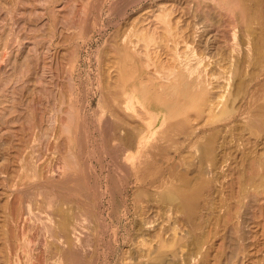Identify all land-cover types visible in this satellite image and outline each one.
I'll return each mask as SVG.
<instances>
[{"label": "rangeland", "instance_id": "374dc122", "mask_svg": "<svg viewBox=\"0 0 264 264\" xmlns=\"http://www.w3.org/2000/svg\"><path fill=\"white\" fill-rule=\"evenodd\" d=\"M109 1L112 2L113 4L110 3ZM123 1L125 0H121V1L118 0V2L117 0L116 2L115 0L101 1L103 3L101 6V10H99L100 12L91 13V8H90L91 0H0V41H1L0 47L2 41L6 39L8 41L7 42L5 40L7 42V45L9 44L8 45L9 53H11L10 55L11 57H9L10 62L9 61L6 62L5 72L3 71L5 74L2 72L0 75V78L2 80L0 81L2 82L0 84V93L2 94L4 93L3 96L5 95L3 97L0 94L1 95L0 108L2 109V110L0 109L1 111L0 115L2 113L5 114V115L3 114L5 116L4 118L2 115H1L2 118L0 117L2 119V121H0L1 122L0 125L5 124L0 126V128L3 127L2 130L0 129L1 131L0 134H2L0 135V137L2 136L0 138V234H1L0 264H3L4 259L2 258H5L6 256H9L11 260L13 259V261H11L12 264H19V263L20 264H24V263L25 264H57L59 260L58 257L60 254H58L59 252L56 251L58 249L56 247L57 245L54 244V241L56 243V240L49 239L51 236L49 235L48 232H47L48 234L46 233V230L43 228V226L45 222L47 223L51 219H53L57 223L58 220L60 221L61 215H66L67 217L69 216L68 217L69 220H73L71 222H75V224L73 223V226L71 225L72 226L71 229L69 228L70 231L68 229L66 230L67 236L68 233L70 234L72 233L71 235H69L71 236L70 239L75 240V238H73L75 237V235L74 236L72 235L73 233L76 234V231L78 232L81 231L79 228L81 224L83 228L85 225L86 227L88 226V224L91 225L92 234L88 235V237L94 243L97 242L94 248V250L97 252H94L93 254L88 253L86 255V261L88 262L94 261L95 263L97 262L98 264H104V263L107 264L104 261V258H106V256L107 257L110 256L109 255L111 252L110 250H112L114 245V231L117 225H120L121 228L118 233V235L121 238L123 236L129 237L134 230L135 215L133 214L134 212L132 207V202L134 200L132 189L129 190L128 195L125 194L124 196L117 188L116 190H114L115 193L114 202L112 204L108 203L109 201L107 199V196L105 197L99 196V191L101 188L100 186L104 185V181L102 180L103 179L102 177L104 176L103 175L104 173L106 174V169L105 168L101 169L100 163L98 161L97 164L96 162L97 156H95V154L93 153L92 155L90 154L91 156L89 158H87L86 156L88 154L87 152L89 148L91 149V147L93 146L92 149L98 152L101 145V140L99 138L100 134L95 130L93 123H95L97 121L96 119L99 117L101 118V121L104 120L105 117H107V115L104 113L106 109L102 104V102H100L101 101L99 95L100 90L97 89L99 86L98 84L101 80L100 74L103 70V67L105 68L106 65L104 60L98 59L99 49L102 47L105 41L109 42L112 40V38L116 34L115 31L118 25L122 27L123 29L122 32L129 31L127 26L130 22H128L125 25V19L131 20L136 15V12L140 8V4L137 5L129 4L125 8V6L123 5ZM185 1L188 2L187 3L188 8L186 5L185 7L184 5L182 7L181 4V9L189 10L191 7L192 10L190 9L188 11L191 12L189 16H191V14H200V13H204V15L206 16L207 13L209 12L212 13L213 12L212 10L215 9V7H213L212 5H207V7L202 5L205 8L202 10V6H196V0L195 1L185 0ZM258 2H259V7H261L259 9L261 10H260V14H258L257 16V19L258 17L260 18L261 15L262 18L260 20L257 19L255 20L252 29L256 30L257 28V31H254L256 33L253 32L252 35L250 34V37L252 38L255 37L254 39L257 40L254 42L255 43L257 42L256 47L257 46L258 47L256 51L258 55L255 51L254 54L255 56H253L254 58L253 63L252 65L250 64V66L248 67V70H251V72L249 71L248 72L249 74L245 78L246 81L244 88L240 89L237 93V95L240 93L237 96V103H236V105L238 104L237 111L240 112L234 113L235 115L231 114L232 116L224 115L221 117L219 115L218 116L214 115L212 116L214 118L212 117L208 118L205 121L204 125L201 127V131L198 134V135L201 134V136L202 135L206 136L211 132V130L212 131L218 130L219 134L222 132L220 136L222 135L221 137L223 138V140L219 136L217 140L220 141L217 142L218 145H216L215 148L216 152L215 150H213L211 153L207 155L206 158L207 160L204 166L199 167L195 165L198 169L194 167L193 168L194 170L190 172V174H188V176L191 177L192 179L191 184L194 185V187L201 189L199 198L197 199L198 207L196 208V211L194 213L195 226L194 225L192 226L194 227V229H192V235L194 236V238H196L197 235L199 236L201 234L203 236L202 241L203 242L205 241V243L202 245L200 249H198L196 246H194L195 249L193 247L194 249L193 251L196 250L195 251L196 253L193 252L195 256L193 254L192 255L193 257L198 256V259L197 258L196 259L194 258L195 260L192 259L191 264H264V71H263L264 54H262V52L264 53L263 50L264 49L263 47L264 46V30H263L264 10H262V8L264 9L263 7L264 1L258 0ZM107 4L111 6L109 5L107 6ZM85 5L87 6V8L85 7ZM116 5L117 7L115 8ZM222 11L225 12V10ZM226 12H225L226 15L230 14L227 10ZM116 13L117 14L121 13L123 15L121 14L117 15ZM93 22L96 24H94ZM114 22L116 23L114 24ZM112 24H114L115 27L114 25L111 26ZM61 28L63 29V31ZM66 28L68 29L66 30ZM99 28H101V30ZM258 28L259 29L262 28L263 35H259L261 29L259 30ZM241 33H244V31H242ZM58 34H60V36ZM255 34L257 36H255ZM241 37L244 38V36ZM261 38L263 42L261 41ZM40 39L43 40L44 43L39 41ZM33 42L39 45L35 44L36 45L35 47ZM32 47L33 49H31ZM44 47L48 49H45ZM260 48H262L263 50L262 52H259V50L261 51ZM39 49H41L40 52ZM10 50L12 52H10ZM33 50L34 52L37 53L34 54ZM44 52L46 53V55L44 54L45 57L43 55ZM259 54L261 55V57L259 56ZM255 60H259V61L256 62ZM45 62L46 63L48 62L47 64L50 65V68ZM94 72L97 73L95 74ZM42 73H44L43 76ZM3 75L4 76L7 75L5 79L3 78L4 80L2 79V77H4ZM5 83L6 85H4ZM54 84L55 85L59 84V85L54 87ZM60 86L62 89L61 88L59 89ZM69 86L71 88H68ZM253 86L255 87V89ZM56 87L57 89H55ZM3 88H5L6 90L5 89L3 90ZM67 94L70 98V101L68 100ZM69 94L73 96L70 97ZM76 100L79 103H77ZM53 102L56 104H54ZM68 106L72 108L73 112L71 110L66 112ZM70 107L69 109H71ZM46 111L47 112L49 111L51 114H54L55 116L51 114L49 115V112L47 113ZM46 113L49 116H51L49 117L51 118L50 119L51 123H47L49 122L48 121L49 118H47L48 115H46ZM95 113L97 114V116L93 115ZM52 116L54 117L52 118ZM84 120H86L87 123H85ZM209 121L210 123L212 122V124H210ZM54 122L57 124H55ZM30 124L31 125L33 124L32 126L33 128L30 126ZM51 124L52 127L50 126ZM64 124L67 127H62L64 126ZM6 125L9 126V128ZM48 125L50 126L49 128ZM45 126L47 128H45ZM43 128L47 130L48 133ZM63 128L69 129V132H67L66 130L68 135H66L67 133L64 132ZM7 129L8 132L6 133L3 132L4 130L7 131ZM2 132L5 134H3ZM86 132L88 134H86ZM97 133L99 135H97ZM9 134L12 136H10ZM5 136L6 137L9 136L11 139L5 138ZM203 136L201 138L198 137L199 138L198 141L201 142L200 144H202L203 140L205 139L204 138L205 136L204 137ZM24 137H26L28 142H26V139H24ZM23 139H24V143L22 141ZM47 142H48V147H47ZM50 142L53 144H51ZM21 144L22 146L24 145L23 146L24 150L22 149ZM95 145L97 146V148H95L96 147ZM16 147H18V149ZM21 149L22 152L19 153ZM68 150L69 152H67ZM77 150H79L81 154ZM93 150H91V152H93ZM25 151L27 152L26 156L29 157L27 158L28 171H27V180H26L29 186L28 187L29 195L27 197V200L29 201L23 203V201L20 198L21 195L19 189L17 188L19 184L18 181H20L19 178L20 166H18V164H20L21 158L19 156L20 155L22 156V153ZM182 151L186 152L187 148ZM196 152L199 153L198 151ZM170 155L168 156L170 157ZM157 156L159 157V155ZM72 157L74 160L72 159ZM92 159L94 160L92 161ZM16 160L19 161L17 162ZM162 160L165 161L166 158L165 159L162 158ZM219 161L221 163H219ZM53 162H58L59 164ZM60 163L61 165H63L62 168ZM89 163H91L92 166ZM106 163L107 161L105 159L104 164ZM53 164L55 165L53 166ZM180 164L182 166L181 168H180ZM182 164L183 163H181L180 161L178 162L177 165L179 167V168L177 167L178 170L180 169L182 171L185 170L186 165L183 164L184 165L183 166ZM106 166L109 167V165ZM55 167L58 170L61 168V170L63 169V171L61 172V170H59L58 172H60V174H56L58 172L55 169ZM92 167H94V169ZM47 168L49 171H47ZM100 169L102 170V172H100L101 171ZM85 170H87L88 172ZM46 172L48 173L47 176H45ZM49 172H51V174ZM52 172L54 174L53 176H52ZM72 172L75 173L73 174ZM65 174L66 175L68 174V176H70L68 179L69 181L66 183H62L61 177ZM7 175L8 177L11 178H7L6 177ZM84 176L87 177L85 178V180H84ZM213 179H215L214 180L215 182L212 181ZM13 180H15L16 184L12 185L15 188L12 189L13 190L12 192L10 185L11 183L14 182ZM8 182L10 185L8 184ZM199 185H201V187ZM203 187L204 189L206 187L205 192H203L204 190ZM90 188L91 189L93 188L94 190L93 193ZM43 190H45L47 193L49 191L48 194H51L52 192L51 200L48 201L47 198L48 194L45 195L46 193H44ZM17 193H19V195ZM53 193L55 194V196ZM75 194H79V198H80L79 202H77V200L75 199L74 197ZM67 196H70L71 198L70 199L66 198L65 200L66 203H65L64 199ZM53 197H56L54 198L55 200L53 199ZM129 197H131V199ZM206 197L208 198V200H206L207 199ZM6 198H9V200ZM87 198H89V200ZM124 198H125V207L128 209V211H126L125 209V215H123ZM209 201H210V205H209ZM212 201L214 202L212 203ZM17 202H19L20 204L18 205ZM47 202H51V203H47ZM211 204H213L214 206ZM24 205L26 206L24 207ZM208 205L211 208L208 207ZM63 206L66 207L64 208ZM199 206L201 207V209ZM59 209L64 210L60 212L61 215H59L60 213H58ZM20 212H25V213L20 214ZM214 213L215 214L217 213L218 216L215 215ZM86 214L88 216H86ZM97 214H100V218L98 217V219H97ZM202 215L203 216L207 215L208 218L210 216L211 217L214 216V217L213 218L210 217L208 219L207 217L205 216L203 217ZM14 216L15 218H13ZM36 216L39 218H37ZM74 216L76 219L74 218ZM81 219L83 220L82 222ZM99 219L100 221L101 219H103L104 221L102 220L100 222ZM84 220H86L87 222L83 226ZM54 221L51 220L52 223ZM78 221H80L81 223L77 224ZM55 222L53 223V225H55L54 227L55 229H57L59 223H57L58 224L57 225ZM68 222L70 223V221ZM94 222L97 224H95ZM104 223L105 224L107 223L105 225L106 228L103 225ZM209 224L212 227V229L209 227ZM68 227H70L69 224ZM102 227L107 230L105 231V229H103ZM72 229H75V232ZM212 230H213V234H212ZM20 232L22 234H20ZM66 234L64 233V235ZM80 234L86 236L81 232ZM96 234H98V236ZM23 235L24 237H22ZM97 237L102 238L103 241L98 239ZM70 239L68 238V240ZM24 240L26 241V244ZM52 243L55 246L52 245ZM126 244L127 242H125V245ZM97 253H99V255ZM117 255H114L111 259L110 257L108 258L110 259L109 260L110 264H115V261L119 256ZM18 256L20 258H18ZM193 261H197V262L194 263ZM117 264H119V262H117Z\"/></svg>", "mask_w": 264, "mask_h": 264}, {"label": "bare ground", "instance_id": "6f19581e", "mask_svg": "<svg viewBox=\"0 0 264 264\" xmlns=\"http://www.w3.org/2000/svg\"><path fill=\"white\" fill-rule=\"evenodd\" d=\"M101 1H105V0H91V5H90L91 6L90 7L91 13L92 12H94V13L100 12L99 10H101V6L103 3ZM190 1H193V0H190ZM115 2H116V0H115ZM117 2H118V0H117ZM86 3H87V1H86ZM110 3H112V2H110ZM179 3H180V5H179ZM187 3L188 2L185 0H183V2H182V0H154V1H152V0L151 1L150 0H125V1H123V5L125 6V8L129 4H132V5L140 4V8L136 12V15L131 20L125 19V25L128 22H130L127 26L129 31L122 32V30H123L122 27H120L118 25L116 27L115 36L112 38L111 41H109V42L105 41V43H103L102 47L99 49V52H98V55H99L98 59L104 60L106 63L105 68L103 67V70L100 74L101 80L98 84L99 86L97 89L100 90L99 91L100 100H101L100 102H102V104L104 105V107L106 109L105 112L103 109V112L107 115V117H105V119L102 121H101V118L99 117L96 119L97 120L96 122L94 121L95 123L92 122L94 124L95 130L100 134L99 135L97 133V135H99V138L101 140V145L99 144L100 145L99 151L97 152V151L93 150L92 149L93 146H92L91 149L90 148L88 149V152H87L88 154L87 153H85V154H87L86 155L87 158H89L92 155V153L95 154V156H97L96 162L98 161L100 163L101 169L102 168L106 169V174L104 173L103 174L104 176L102 175L103 176L102 180L104 181V185L100 186L101 187L100 191H99L100 197L107 196V199L109 202L107 200L106 201L108 203L112 204L114 202V196H115L114 190H116L117 188L120 190L121 194L124 196H125V194L128 195L129 190L132 189V193L134 195L132 207H133V212H134L133 214L135 215V218H134L135 219V225H134V230H133L132 234H130L129 237L123 236L121 238L118 235L119 230L121 229L120 225H117L115 228V231H114V245H113L112 250H110L111 252L109 251L110 252L109 257L111 259L114 255H117V254L119 255V256L117 255L118 256L117 260L114 258L116 260V261L114 260L115 264H117V262H119V264H191L192 259L193 260H195L196 258L198 259V256L193 257V255H194L193 252L196 251V250L193 251L195 249L194 246H196L198 249H200L202 247V245L205 243V241L204 242L202 241L203 236L201 234L199 236L197 235L196 238H194V236L192 235V229H194V227H192L194 225V213L196 211V208L198 207L197 199L199 198V194L201 192V189L194 187V185L191 184L192 179H191V177L188 176V174H190V172H192L194 170L193 169L194 167L197 168L195 165H197L199 167L204 166V164L206 163V160H207L206 159L207 155L209 153H211L213 150H215L216 145H218L217 142L220 141V140L218 141L217 139L219 138L220 134L222 133L221 130H220L221 133L219 134L218 130L213 129L215 131L211 130V132L209 134H207L206 136L204 135L205 137L202 135L205 139L203 140V143L200 144L201 142L198 140L202 136H201V134L200 135H198V134L201 131V127L204 125L205 121L214 115H217V116L219 115L222 117L224 115H231V114L233 115L234 113L240 112V111H237V108H238L237 105L238 104L236 105L237 96L240 93L238 95H237V93L240 89H243L245 86V81H246L245 78L249 74L248 72L249 71L251 72V70H248V67L250 66V64L252 65L253 59H254L253 56H255L254 54H255V51L258 47V46L256 47L257 42L256 43L254 42L257 40L254 39L255 37L254 38L250 37V34L252 35V33L254 31H257V28H256V30H253L252 28H253V23H255V20L257 19L258 14H260L261 9H259V8H261V7H259L258 0H196V6H202L203 5V6L207 7V5H212L213 7H215V9L212 10L213 11L212 13H210V12L207 13L206 16L204 15V13H200V14H191V16H192L191 17V16H189L191 12H188L191 9V7L189 10L181 9V4H182V7H183V5H184V7L186 5L188 8ZM109 4H107V6ZM109 6H111V5H109ZM119 6H120V4H119ZM203 6H202V10L205 9ZM85 7L87 8L86 5H85ZM116 7H117V5L115 6V8ZM210 10H211V8H210ZM222 10H225V12L227 10L230 14L226 15L227 12L225 14V12H223ZM262 10H264V9L262 8ZM85 11H87V10H85ZM194 11H192V12H194ZM94 13H93V15H94ZM119 14H121V13H119ZM119 14H117V15H119ZM109 15H110V13H109ZM121 15H123V14H121ZM112 16H114V15H112ZM84 17H85V15H84ZM261 18H262V15L260 18L258 17L257 20H260ZM112 19H113V17H112ZM115 23L116 22H114V24ZM94 24H96V23H94ZM114 24H112L111 26H113ZM260 25H261V23H260ZM114 27H115V25H114ZM68 28H66V30ZM92 29H94V28H92ZM99 29L101 30V28H99ZM125 29H126V27H125ZM260 29H261V31H260L259 35H263L262 28H260ZM120 30H121V33H120ZM62 31H63V29H62ZM242 31H244V33H241ZM254 33H256V32H254ZM58 35L60 36V34H58ZM241 36H244V38ZM255 36H257V35L255 34ZM63 37H65V36H63ZM5 40L2 41V44L0 47V75L3 71L5 72L6 62L9 61V59H10L9 57H11L10 56L11 53H9V50H8L9 44L7 45L8 41L6 40L7 41L6 42ZM39 41L43 42V40H41V39ZM50 41H51V39H50ZM261 41H262V38H261ZM33 43H34V45L37 44L35 42H33ZM54 43H56V42H54ZM37 45H39V44H37ZM33 47L31 49H33ZM35 47H36V45H35ZM44 48L48 49L46 47H44ZM9 49H10V46H9ZM260 49H261V51L259 50V52H262L264 50V49L262 50V48H260ZM40 50L41 49H39V52H40ZM10 52H12V51L10 50ZM33 52H34V50H33ZM35 53H37V52H34V54ZM256 53H257V51H256ZM8 54H9V56H8ZM44 54L46 55L45 52L43 53V55ZM262 54H264V53L262 52ZM45 55H44V57H45ZM257 55H258V53H257ZM34 56H37V55H34ZM259 56L261 57L260 54H259ZM255 59H256V57H255ZM255 61L257 62L259 60H255ZM7 65H8V63H7ZM47 65H45V66H47ZM73 65H74V63H73ZM48 66L50 68V65H48ZM65 68H66V66H65ZM71 69H70V71H71ZM97 70H98V68H97ZM6 72H8V71H6ZM256 73H258V72H256ZM43 74L44 73H42V76H43ZM6 76L2 77V79L3 78L5 79ZM0 81H2L1 78H0ZM1 83L2 82H0V84ZM66 84H68V83H66ZM4 85H6V83ZM57 85H59V84H57ZM57 85L54 84V87ZM61 86H64V85H61ZM61 86L59 87V89L61 88ZM255 87H254V89H255ZM68 88H71V87L69 86ZM4 89L5 88H3V90ZM55 89H57V87ZM95 91H97V90H95ZM0 94L3 96L4 93L3 94L0 93ZM67 96H68V94H67ZM72 96L70 95V97H72ZM68 100L70 101L69 96H68ZM76 102H77V100H76ZM77 103H79V102H77ZM54 104H56V103H54ZM68 104H69V102H68ZM59 106H61V105H59ZM69 107L70 106L67 107L68 109L66 112H68L69 110L72 111V108L70 107L71 109H69ZM77 112H79V111H77ZM0 113H1V111H0ZM47 113H46V115H48ZM3 114L4 113H2L1 115L4 118L5 114L4 115ZM50 114L51 113L49 112V115ZM1 115H0V117H1ZM49 115H48V117L47 116L46 117L47 118L51 117ZM51 115H54V114H51ZM93 115L97 116L96 113ZM54 116H52V118ZM56 117H57V115H56ZM1 118H0V121H2ZM47 118H46V121H47ZM212 118H214V117H212ZM50 119L51 118H49V120H48L49 122H47V123H51ZM84 122L87 123L86 120H84ZM209 123H210V121H209ZM55 124H57V123H55ZM210 124H212V122ZM241 124H243V123H241ZM2 125H5V124H2ZM2 125H0V126H2ZM30 126L32 127L33 124L32 125L30 124ZM50 126L52 127V124ZM50 126L48 125V128ZM7 127L9 128V126H7ZM62 127H67V126H65V124H64V126H62ZM2 128H0V129L2 130ZM45 128H47V127L45 126ZM5 130L3 132H5V133L8 132V129H7V131H5ZM66 130H67V132H69V129L67 128V129H64L65 133H67ZM45 131H47V130H45ZM87 131H88V129H87ZM203 131H204V129H203ZM52 132H53V130H52ZM5 133H3V134H5ZM47 133H48V131H47ZM86 134H88V133L86 132ZM0 135H2V134H0ZM66 135H68V133ZM10 136H12V135H10ZM45 136H47V135H45ZM59 136H60V134H59ZM59 136H58V139H59ZM199 136H201V137H199ZM26 137H24V139H26ZM5 138L11 139L9 136H7V137L5 136ZM46 138H45V141H46ZM54 138H56V137H54ZM64 138H66V137H64ZM237 138H238V135H237ZM24 139L22 140L23 143H24ZM4 140H6V139H4ZM222 140H223V138H222ZM26 142H28L27 139H26ZM59 142H60V140H59ZM231 142H232V140H231ZM1 144H3V143H1ZM51 144H53V143H51ZM55 144H57V143H55ZM21 146H22V144H21ZM23 146H22V149H23ZM50 146H52V145H50ZM53 146H55V145H53ZM42 147H43V145H42ZM47 147H48V142H47ZM16 148L18 149V147H16ZM95 148H97V146ZM186 148H187V151L183 152L182 150H184ZM22 149H21V151H19V153L22 152ZM62 150H63V148H62ZM79 150H77V151L80 152ZM91 150H93V152H91ZM14 151H16V150H14ZM51 151H53V150H51ZM54 151H56V150H54ZM196 151H198L199 153H197ZM25 152L22 153V156L21 155L19 156L21 158L20 164H18V166H20V175H19L20 181H18V183H19L18 188L16 187L17 189H19V192L21 195L20 198L23 201V203L26 201H29V200H27V197L29 195L28 194V187L29 186H28L27 181H26L27 180V171H28V160H27V158H29V157L26 156L27 152L26 153ZM67 152H69V150ZM215 152H216V150H215ZM13 153H15V152H13ZM80 154H81V152H80ZM50 155H51V153H50ZM157 155H159V157ZM168 155H170V157ZM213 155H214V153H213ZM93 157H94V155H93ZM162 158L163 159L166 158V160L163 161ZM224 158H226V157H224ZM51 159H52V157H51ZM72 159H73V157H72ZM94 159H92V161ZM105 159L107 161L106 164H104ZM179 161L181 163H183L184 165H186L185 170L182 171L180 169L181 170L180 171L177 169V167H178L177 165H178ZM98 162H97V164H98ZM164 162H165V164H164ZM211 162H212V160H211ZM53 163L57 164L58 162H53ZM61 163H60V165H61ZM219 163H221V162L219 161ZM50 164H51V162H50ZM89 164L91 165V163H89ZM48 165H49V163H48ZM54 165L55 164H53V166ZM90 165H88V166H90ZM106 165H109V167ZM50 167H52V166H50ZM62 167H63V165H61V168ZM74 167H76V166H74ZM94 167H92V168L94 169ZM181 167L182 166L180 164V168ZM48 168H49V166H48ZM48 168H47V171H49ZM61 168L59 170H61ZM76 168H78V167H76ZM55 169H56V167H55ZM53 170H54V168H53ZM56 170H57V172L59 171L58 169H56ZM62 171H63V169L61 170V172ZM85 171H87V170H85ZM9 172H11V171H9ZM100 172H102V170ZM49 173L51 174V172H49ZM89 173H90V171H89ZM47 174L48 173L46 172L45 176H47ZM50 174H49V176H50ZM56 174H60V172H58ZM53 175L54 174L52 172V176ZM6 177L11 178V177H8V175ZM69 177L70 176H68V174L63 175L61 177L62 183L68 182ZM85 178H87V177L84 176V180H85ZM100 180H101V178H100ZM214 180L215 179H213L212 181L215 182ZM13 181L14 182L11 183V185L8 182V184L11 186V190L15 189L12 185H15L16 183H15V180H13ZM119 181H120V183H119ZM10 182H12V181H10ZM199 186L201 187V185H199ZM211 187H212V185H211ZM86 188H87V186H86ZM203 189H204V187H203ZM205 189H206V187H205ZM205 189L203 190V192H205ZM55 190H57V189H55ZM216 190H217V188H216ZM91 191L93 193V191H94L93 188L91 189ZM12 192H13V190H12ZM43 192L46 193L45 195H47L49 193V191L47 193L45 190H43ZM217 192H218V190H217ZM17 194L19 195V193H17ZM51 195H52V192H51V194L47 195L48 201L52 199ZM97 195H98V193H97ZM54 196H55V194H54ZM74 197L77 200V202H79V199H80L79 194H75ZM94 197H95V195H94ZM119 197H121V196H119ZM131 197H129V198L131 199ZM54 198H56V197H53V199ZM66 198L70 199L71 197L70 196L65 197L64 201L66 200ZM6 199L9 200V198H6ZM87 199L89 200V198H87ZM99 199H101V198H99ZM201 200H203V199H201ZM206 200H208V198ZM68 201H70V200H68ZM213 202L214 201H212V203ZM17 203H18V205L20 204L19 202H17ZM47 203H51V202H47ZM65 203H66V201H65ZM123 203H124L123 215H125V209H126V211H128V209L125 207V198H124ZM95 204H96V201H95ZM26 205H24V207ZM209 205H210V201H209ZM209 205H208V207H210ZM211 205H213V204H211ZM8 207H9V205H8ZM63 209L62 210L59 209L58 213L64 211ZM200 209H201V207H200ZM13 210H15V209H13ZM218 211H219V209H218ZM201 212H203V211H201ZM210 212H212V211H210ZM21 213L23 214L25 212H20V214ZM59 215H61V213ZM77 215H80V214H77ZM200 215H201V213H200ZM208 215H210V214H208ZM215 215L218 216L217 213ZM15 216H16V214H15ZM15 216L13 218H15ZM86 216H88V215L86 214ZM204 216L207 217V215H204ZM60 217H61L60 221L58 220V222H57V223H59V225L53 219H51L52 221H54L58 225V226L56 225L58 227V228L56 227L57 229H55V227H54L55 225H53L54 222L52 223L50 220V218H52V217L49 218L50 221H48L47 223L44 221L45 223L43 226V228L46 230V233L48 232L49 235L51 236V237L49 236L50 238L49 237L48 238L52 239V240H56V243L54 241V244L57 245L56 247L58 249L56 250V247H55V250L57 252H59L58 254H60L58 257L59 263L57 262V264H63V263L64 264L65 263L66 264H98L97 262L95 263L94 261L93 262L86 261V255L88 253L93 254L94 252H97L94 250L97 242L94 243L88 237V235L92 234L91 225L88 224L87 227H86V225L84 226V224L87 222L86 220H84V223H83L84 228L82 227V224L80 227L79 226L78 227L81 230L80 232L82 234H85L87 237L84 235H81L80 232L76 231L77 235L74 233L72 235V236L75 235V237H73V238H75V240L70 239L71 236H69V235H71L72 233L71 234L68 233V236H67L66 230L68 229L70 231L71 227L73 226V223L75 224V222H71L73 220H69V218H68L69 216L67 217L66 215H61ZM98 217L100 218V214H97V219H98ZM213 217H211V218H213ZM37 218H39V217H37ZM74 218H75V216H74ZM195 218H196V216H195ZM26 219H27V217H26ZM25 220H23V221H25ZM28 220H29V218H28ZM31 220H33V219H31ZM102 220L103 219H101V221ZM68 221H70V223ZM82 221L83 220L81 219V222ZM99 221H100V219H99ZM81 222L78 221L77 224H79ZM209 222H211V221H209ZM29 223H30V221H29ZM68 224L70 225V227H68ZM95 224H97V223H95ZM106 224L104 223L103 225L105 226ZM209 227L212 229L210 224H209ZM105 228H106V226H105ZM105 228H103V229H105ZM72 230H74V232H75V229H72ZM76 230H77V228H76ZM106 230L107 229H105V231ZM124 230H125V228H124ZM124 230H123V232H124ZM199 230H201V229H199ZM126 232H125V234H126ZM193 232H194V230H193ZM64 233L66 235H64ZM98 233H100V232H98ZM196 233H198V232H196ZM20 234H22V233L20 232ZM212 234H213V230H212ZM96 235L98 236V234H96ZM66 236L70 240H68V238ZM204 236H206V235H204ZM19 237H20V235H19ZM22 237H24V235ZM98 239L102 240V238H100V237ZM207 241H208V239H207ZM125 242H127L126 245H125ZM9 243H8V245H9ZM22 243H23V241H22ZM25 244H26V241H25ZM54 244L52 243V245H54ZM17 246H19V245H17ZM22 246H24V245H22ZM25 247H27V246H25ZM110 247H112V246H110ZM193 247H194V249H193ZM48 248H49V246H48ZM99 253H97V254L99 255ZM5 256H6V254H5ZM8 257L9 256L2 258V259H4L3 264H12L11 261H13V259L11 260L10 257L9 258ZM109 257L106 256V258H104V261L107 264H110V261H109L110 259H108ZM18 258H20V257L18 256ZM118 259H119V261H118ZM62 261H63V263H62ZM193 262L195 263L197 261H193Z\"/></svg>", "mask_w": 264, "mask_h": 264}]
</instances>
